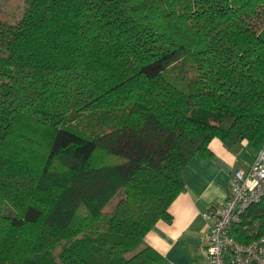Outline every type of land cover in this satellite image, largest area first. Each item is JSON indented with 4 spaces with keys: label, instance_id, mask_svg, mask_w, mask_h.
Returning a JSON list of instances; mask_svg holds the SVG:
<instances>
[{
    "label": "trees",
    "instance_id": "trees-1",
    "mask_svg": "<svg viewBox=\"0 0 264 264\" xmlns=\"http://www.w3.org/2000/svg\"><path fill=\"white\" fill-rule=\"evenodd\" d=\"M214 138L264 145V0H27L0 20V264H167L143 239Z\"/></svg>",
    "mask_w": 264,
    "mask_h": 264
},
{
    "label": "crops",
    "instance_id": "crops-1",
    "mask_svg": "<svg viewBox=\"0 0 264 264\" xmlns=\"http://www.w3.org/2000/svg\"><path fill=\"white\" fill-rule=\"evenodd\" d=\"M208 147L210 156L196 153L182 170L184 190L169 205L171 222L157 221L143 239L167 264H207L203 237L212 220L205 213L222 204L233 172L246 169L254 158L245 142L229 150L214 138Z\"/></svg>",
    "mask_w": 264,
    "mask_h": 264
},
{
    "label": "built area",
    "instance_id": "built-area-1",
    "mask_svg": "<svg viewBox=\"0 0 264 264\" xmlns=\"http://www.w3.org/2000/svg\"><path fill=\"white\" fill-rule=\"evenodd\" d=\"M262 200L264 145L246 169L233 172L228 194L222 204L212 205L205 213V217L212 220L203 237L207 264H264V235L241 243L232 234L243 213Z\"/></svg>",
    "mask_w": 264,
    "mask_h": 264
},
{
    "label": "rangeland",
    "instance_id": "rangeland-1",
    "mask_svg": "<svg viewBox=\"0 0 264 264\" xmlns=\"http://www.w3.org/2000/svg\"><path fill=\"white\" fill-rule=\"evenodd\" d=\"M26 3L27 0H0V20L15 23L24 12ZM114 203L110 206L107 205V210L111 209Z\"/></svg>",
    "mask_w": 264,
    "mask_h": 264
}]
</instances>
